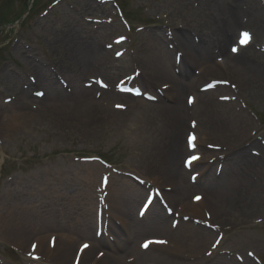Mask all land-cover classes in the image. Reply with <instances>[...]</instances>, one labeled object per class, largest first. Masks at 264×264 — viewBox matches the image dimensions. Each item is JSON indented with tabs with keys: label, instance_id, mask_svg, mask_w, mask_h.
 I'll return each instance as SVG.
<instances>
[{
	"label": "rangeland",
	"instance_id": "374dc122",
	"mask_svg": "<svg viewBox=\"0 0 264 264\" xmlns=\"http://www.w3.org/2000/svg\"><path fill=\"white\" fill-rule=\"evenodd\" d=\"M110 1L0 0V25L11 24L0 29V126L3 127L0 129V264H55L53 260L49 259L34 261L31 259L29 251L32 244L43 240V243L47 245L49 237L54 238L61 234L56 231L44 234L37 228L33 230L28 241L21 244L10 237L6 233L7 230L5 231V222L3 223V221L10 217L11 211L19 212L18 214L33 212L39 219L54 214L55 226L64 227L67 225L69 227L64 233L67 238L75 242L74 251L83 242L90 243L92 241L97 244L94 232L91 236L83 233V238L79 239L78 235L72 233V229L77 225V219L86 224L87 215L91 212L96 220L98 210H95L96 206L90 204L89 196L96 198L100 179L102 177L112 178V188L123 186L128 195L132 190L131 184L135 182L127 174L138 176L146 181L148 179L145 176L150 180H155L154 176L145 174L143 170L145 158L142 145L146 147L151 144L168 143V141L171 143V138L162 128L143 127L142 133L139 132L134 136V131L128 130L126 127L119 128L115 122L105 123L104 120L90 126L84 123L78 125L70 120L63 121L61 112L44 109L47 106L44 104L42 107L39 104V100L42 99L47 101L54 97L62 99L65 96H70L71 94L68 92L75 91L78 87L89 88L86 84L92 83V80L97 77L107 78L117 90L115 84L119 80L133 75L136 70L146 73L141 59L148 58V53L151 51L150 45L157 44L165 50L174 48L175 43L172 39L175 34L188 24L187 17L193 15V11L200 10L202 4L207 0H188L186 2L180 0H117L128 17L130 29L127 24L125 25L121 21L117 8ZM183 4L185 5L183 6ZM198 5L200 8L196 9ZM234 5L232 2H228L229 8H234ZM241 8L243 12H246V15L253 14L264 23V0L244 2L241 4ZM181 9H184V12H181ZM21 17L20 24H13ZM238 35V29L232 31L230 35L228 31L224 32L223 36L229 37L230 40L228 49H230V45L237 43ZM119 36L125 37L126 42L116 46L115 38ZM61 41L64 44H60L59 47L64 48H57L56 43ZM89 43H96L110 55L106 56L107 58H100L96 55L90 57L89 62L94 64V72L86 74L84 77H78L76 70L79 67L76 69L68 60L66 49L70 48L72 52H76L84 44ZM249 51H255V47L251 45L250 48L244 50V53ZM117 52H123V56L117 57ZM218 52L220 51L214 48L213 54H218ZM257 53L254 62L260 67H264V53L258 51ZM174 55L175 53L172 54V62ZM217 57L220 59L221 56L217 55ZM199 65L192 66L191 70L196 79L204 70V68L198 67ZM189 66L191 67L188 65V68ZM39 68L43 72H40ZM173 70L177 75V69L174 67ZM39 73H43L42 76L49 84L43 87L38 83L34 88L32 87L31 91H28L31 88L30 84L34 83L35 85ZM59 78L65 82L62 83ZM222 78V76H212L198 86H203L211 80L221 81ZM224 80L230 85H236L232 78H224ZM164 83L166 82L158 81L154 88H146L141 82L139 84L144 93L154 94L155 89H161V85ZM93 85L99 89L97 84ZM224 87L221 90L209 92L207 98L215 97L218 100L220 95L233 100V103H223L218 100L221 106L213 108L220 112H227V110L229 112L231 109L236 111L238 116L235 115V118H230L228 121L244 123L245 126V131L242 134L228 136L232 137L234 141L230 139V142L226 141L227 138L225 141L233 147L232 150L247 149L250 155L264 158L263 150L260 148L264 147V81L260 84L238 87L237 90L229 86ZM67 90L70 91L67 92ZM37 91H42L43 97H39ZM189 92L197 95L201 91L200 88L196 90L189 88L186 93ZM186 95L190 96V94ZM186 95H183L185 101ZM85 96L90 97L89 99L99 98L100 104H102V100L107 99L104 98L103 93L94 90ZM72 100L66 102L72 106ZM14 106H16V110L12 112L10 109H13ZM198 109L199 107L193 109L195 113L193 112L192 116L189 115L182 126V145L186 143L189 119L199 124L205 119L202 111L200 112ZM210 112L212 114V111ZM135 114L134 109L130 107L124 111L121 118L130 122ZM12 116H15L14 122L16 121V123L24 122L26 116V126L23 123L21 128L15 129L13 125L16 124L10 122ZM246 118L250 119L249 122ZM158 125L164 127L165 123L159 120ZM207 136L210 135L203 130L200 131L202 142L207 139ZM214 137L216 139L211 137L209 143L224 145V140L221 142L219 140L222 139L218 140L219 136ZM255 142L260 146H253L252 144ZM186 155V152L180 155V166L183 165ZM235 156L232 157V160L225 159L221 163L222 166L215 165L213 173L217 174V168L220 166L222 172L230 174L235 165L241 164L238 161L234 162ZM242 156L244 158V151L240 153L239 158L241 159ZM98 157L108 163L100 162ZM96 167L101 170L96 171L95 175L91 169L97 170ZM194 171L198 173L200 167H195ZM257 171V173H252L250 178L254 184H257V192L260 191L257 196L258 211L251 214L245 209L246 214L238 222L237 220H224L225 217L218 220L221 222H217V224L222 227L219 233L224 236V239L219 248L221 253L214 255L212 259H219L223 263L224 260L221 258L227 259V256H224L222 252H229L233 254V257L227 259L230 264H248L247 260L250 259L253 264H258L257 259L261 261L260 264H264V168ZM189 175L187 174V179ZM208 179H204V182L194 193H208L205 186ZM156 185L161 188L163 184L158 181ZM255 188L257 189V187ZM243 189L241 188V191ZM113 191L108 197L106 207L108 208L106 211L112 214H114L111 212ZM108 192L110 194V191ZM245 192L243 191L241 195L243 198L247 196ZM127 195H123L120 201L124 200ZM145 197L146 195H142L132 204L135 215H137ZM186 202L189 203V201ZM121 203L124 204V201ZM154 218L152 211L148 222L146 221L147 223L143 227L150 225ZM114 226L119 227L120 225ZM116 227L113 231L108 228L109 235H112L114 239H116L113 234L115 230L123 232V228L119 227L120 230H118L119 228ZM225 228L228 229L225 230ZM18 230L22 231L21 228ZM142 232V234L136 233L132 237V242L136 243L135 246L149 237L144 235V231ZM217 235L218 233H215L211 237L207 248L210 247V243ZM107 239L112 240L109 237ZM251 251L255 253V260L248 256V252ZM126 256L123 255V259ZM72 259L71 257L66 264H72ZM138 260L136 257V261L131 264H147L139 263ZM189 263L193 264V261Z\"/></svg>",
	"mask_w": 264,
	"mask_h": 264
},
{
	"label": "bare ground",
	"instance_id": "6f19581e",
	"mask_svg": "<svg viewBox=\"0 0 264 264\" xmlns=\"http://www.w3.org/2000/svg\"><path fill=\"white\" fill-rule=\"evenodd\" d=\"M180 1L186 2L188 0ZM229 1L235 4L234 8L228 7ZM248 1L251 0H207L202 4L201 8L199 5L196 7V9L200 8V10L193 11L194 9H190L193 11V15L187 17L188 24L175 34L174 42L177 43V46L174 52L165 50L157 44L150 45L149 49L151 51L148 53V58L141 59L142 66L146 73L140 72L136 80H138L139 83L141 82L146 88H154V86H156L155 83L158 81L166 82L161 85V87H165L163 94L155 96V102L149 103L140 98H134L130 95H118L114 91H109L104 95L107 100H102L104 104L100 105V100L97 101L94 98L89 99L90 97L85 96V94H90L93 89L87 90L83 89V87H78L73 95L65 96L62 99L54 97L47 101L46 99L39 100V104H41L42 107H44V104L47 106L44 107V109H54L56 112H61L63 121L70 120L78 125L84 123L93 126L105 120V123L115 122L119 128L126 127L128 130L134 131V136L139 132L142 133L143 127L165 129L169 138H171V143L168 141V143H161L158 145L151 144V146L148 145L146 147L142 145L143 156L145 158L143 170L145 174L155 177V180H149L151 183L158 184V181L162 182V197L167 200V203L170 205L171 209H173V217H168L162 205L157 203L153 208H150V211H153L154 220L150 225L143 227L139 224L138 214L135 215L132 204L142 195H147L148 191L134 183L131 184L132 187L129 185L132 190L127 195L124 191L125 187L119 185L113 189V184L108 182L107 190L110 191L109 195H111L112 190H114L111 203V212L114 214L105 212L104 224L101 225V228L105 232L107 227L105 224L109 223L108 226H110L113 231L114 227H116L114 226L116 221L121 222V226L124 228V232L116 230L113 232L117 239L116 243H109L107 245L108 242L105 241L103 243L104 245L99 244L102 249H110V252H100L103 250L97 251V248L93 247H89L81 253L76 247L74 251L75 242L67 238V235L64 233L69 227L67 225H64V227L55 226L54 214L52 216L40 217L39 219L33 212L18 214L19 212L11 211L10 217L3 221V223L5 222L6 233L21 244H25L29 236L33 234V230L37 228L44 234L52 231L59 232L61 235L57 236L56 244L53 249L48 247L51 237L48 238L47 245L43 243V240H40L37 248L42 258L53 260L55 264H66L71 257L73 258V262L75 258L79 259V261H81L80 264H128L135 256L139 259V263L145 262L151 264L155 262L162 264H191L189 263L190 261H193V264L222 263L219 259H207V256H205V252L209 248H207L209 241L211 237L214 236L215 232L205 227H196L192 222L186 223L185 219H189L193 222L197 220L199 223L207 221L216 228L221 227V225L217 224V222H221L218 221L219 219L222 220L225 217L224 220H237L238 222V220L246 214L244 211L245 209L251 214L258 211L259 204L257 196L260 191L257 192L258 186L253 183L250 177L252 173H257V170L264 168V158L255 157L253 154H251V156L247 149L232 150L233 147L226 142H230V140L234 141L232 137H228L229 135H240L245 131L244 123L239 124L228 121V119L238 116V114L236 115V111H232L231 109L229 112L228 110L227 112H220L216 108H213L214 106H221V104L218 103L215 97L207 98L209 95L208 92L197 96L194 95V100H196L193 105L194 110L199 107L198 110L200 112L202 111L201 113L204 114L203 117L205 119L197 129L199 137L196 141V150L200 147H204V156L194 164V167L198 165L201 166V175L198 177L197 185L196 182L192 184L189 176L187 179V169L184 165L180 166L179 163L180 155L185 152L187 153L189 149L187 143L182 145L181 129L184 122L187 121L192 108L188 106V96L186 95L190 94V92L186 93L189 88L196 90L202 87L198 85L212 76H222V80H224V78H232L235 80L234 83L237 86L239 85V88L248 84H260L264 81V67H260L254 62L255 56L258 54L257 50L255 49L256 52L249 51L248 53L237 50L236 53L233 54L229 52L228 49L230 43L229 37L223 36L225 31H228L230 35L232 31L237 29L238 31L240 29H246L245 31H250L252 33L253 42H256L258 45L264 43V23L253 14L246 15V12H243L241 8V4ZM184 5L185 4H183V6ZM183 10L184 9H181V12H184ZM60 44H64L63 41L56 43L55 46L58 48ZM60 47L64 48L62 46ZM214 48L218 49L220 52H218V54H213ZM263 49L264 45H262L261 50ZM66 51L68 53V60L72 62V65L76 67V69L79 67V69L76 70V72L78 71V77H84L86 74L94 72V64L89 62L90 57L96 55L100 58H105L110 55L105 49L102 50L98 47L96 43L84 44L83 47L76 52H72L70 48L68 50L66 49ZM173 53H175V55L174 61L172 62ZM176 55L181 56V63L179 64L175 63ZM217 55L222 57V63H213ZM226 56L227 59H224ZM173 63L176 67H180V75L174 73ZM196 64H200L198 67H205L198 79L191 73L192 66ZM188 65H191V67L189 66L188 68ZM38 70L43 72L40 68ZM42 75L43 73H39L37 80L40 86L45 87L49 83ZM183 95L187 96L186 101L183 99ZM68 97H70V99H68ZM219 97L221 96L219 95ZM71 99H73L72 106L69 102H66L71 101ZM119 99L125 104H121L120 101H118ZM125 105L131 106L136 113L133 120L130 122L128 120H123L121 118L123 112L117 110L118 106L127 109ZM74 106L76 107L74 108ZM10 110L15 112L16 106ZM210 111H212V114ZM25 117L24 122L16 123V121L14 122L15 116H12L10 122L16 124L13 125L15 129H19L22 127L23 123L24 125L27 123L25 122ZM246 119L249 122L250 119ZM159 120L165 123L164 127L158 125ZM8 121L9 119L7 118V122ZM125 124L126 126H124ZM187 126L189 127L188 124ZM2 128L3 127L0 126V129ZM201 130L210 135L207 136L204 142H202L200 138ZM214 136H219L218 140L222 139L219 141L222 142L224 140L226 144L223 143L224 145L217 146L218 144L209 143L211 137L216 139ZM226 138L227 140L225 141ZM135 140L138 142L137 138H135ZM240 142L242 143L243 141ZM210 145H213L212 149ZM252 145L255 147L260 146L257 142ZM205 148L214 151L207 152ZM221 148L223 153H216V151L221 150ZM260 148L264 153V147ZM168 149L169 151H167ZM243 151L244 158L242 156L240 159L239 155L241 152L243 153ZM218 154H224L226 160L228 158L232 160V157L236 155L234 162L238 161L241 164L235 165L230 174L222 172L221 175L217 177V174L213 173V165L209 164L207 160L209 161L210 158L212 159V156ZM216 164L218 165V162H216ZM96 168L97 170L91 169L92 172H95V175L97 173L96 171L101 170L98 167ZM206 178H209L207 185H205L208 193L203 195L200 202L192 203V199L197 197L194 191L198 189V186H200ZM255 187H257V189ZM241 188L244 189L241 191ZM243 191H246L245 193L247 194L245 198L241 196ZM123 195H127L124 200H121L124 201V204L120 201ZM97 197H99V194H97L95 199L89 196L90 204L96 206V208ZM186 201H189V203ZM181 216L184 217L183 220L181 218L178 219V217ZM86 221L88 223L86 222V224H84L80 219H77V225L72 229V233L78 235L77 237L79 239L83 238V233H86L88 236L92 235L95 229L100 226L98 225V219L96 222L92 212L87 215ZM18 228H21L22 231H19ZM80 228L83 229L81 230ZM116 228L118 229L119 227ZM118 230H120V228ZM142 231L145 232L144 235L150 237L147 240L154 241L155 239H162L156 238L160 236L163 237L162 240H166V242L159 245L152 243L147 252H140L137 249L138 245L135 246L136 243L132 242V237L135 236L136 233L142 234ZM214 241L210 243V246L215 243ZM205 248L207 249L204 250ZM115 249L117 250L114 251ZM122 253L125 256L127 254L130 255H127L123 259ZM132 254L134 255L132 256ZM221 259L224 260L222 264H230L227 262L228 257L227 259ZM247 263L253 264L251 260H247Z\"/></svg>",
	"mask_w": 264,
	"mask_h": 264
},
{
	"label": "snow or ice",
	"instance_id": "6c2138e0",
	"mask_svg": "<svg viewBox=\"0 0 264 264\" xmlns=\"http://www.w3.org/2000/svg\"><path fill=\"white\" fill-rule=\"evenodd\" d=\"M242 43H247L248 42V40H250V35H249V33H247V32H245V33H242ZM233 51H236V49H233ZM192 101H191V99L189 100V103H191ZM119 107V106H118ZM192 140H194V137H192V138H190V144H191V142H192ZM192 159H196V157H193ZM196 199L197 200H199L200 199V197H196ZM152 243H165L164 241H147V242H145L144 243V245H143V247H145V248H147L150 244H152ZM88 247V245L87 244H85L84 246H83V248H87ZM83 250V249H82Z\"/></svg>",
	"mask_w": 264,
	"mask_h": 264
}]
</instances>
